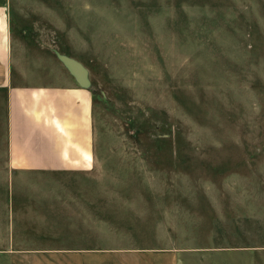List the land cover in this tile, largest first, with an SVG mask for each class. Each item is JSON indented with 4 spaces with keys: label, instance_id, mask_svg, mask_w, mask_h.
<instances>
[{
    "label": "rangeland",
    "instance_id": "rangeland-1",
    "mask_svg": "<svg viewBox=\"0 0 264 264\" xmlns=\"http://www.w3.org/2000/svg\"><path fill=\"white\" fill-rule=\"evenodd\" d=\"M11 19L88 68L97 160L18 173L0 137V264H264V0H11Z\"/></svg>",
    "mask_w": 264,
    "mask_h": 264
},
{
    "label": "crops",
    "instance_id": "crops-1",
    "mask_svg": "<svg viewBox=\"0 0 264 264\" xmlns=\"http://www.w3.org/2000/svg\"><path fill=\"white\" fill-rule=\"evenodd\" d=\"M93 109L91 89L57 56L15 35L11 0H0V137L8 169L91 175L97 160Z\"/></svg>",
    "mask_w": 264,
    "mask_h": 264
},
{
    "label": "water",
    "instance_id": "water-1",
    "mask_svg": "<svg viewBox=\"0 0 264 264\" xmlns=\"http://www.w3.org/2000/svg\"><path fill=\"white\" fill-rule=\"evenodd\" d=\"M57 54L58 58L62 61V63L66 66L70 73L75 77L77 82L81 86L88 88L91 85V79L89 76V70L84 65V63L69 55L62 53Z\"/></svg>",
    "mask_w": 264,
    "mask_h": 264
}]
</instances>
